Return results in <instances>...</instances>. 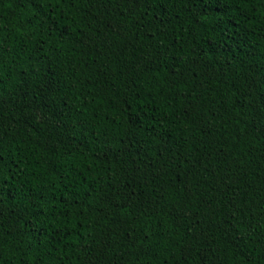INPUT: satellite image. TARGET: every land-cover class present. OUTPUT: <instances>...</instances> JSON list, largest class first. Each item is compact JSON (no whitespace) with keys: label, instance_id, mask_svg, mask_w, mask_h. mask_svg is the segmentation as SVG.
I'll use <instances>...</instances> for the list:
<instances>
[{"label":"trees","instance_id":"obj_1","mask_svg":"<svg viewBox=\"0 0 264 264\" xmlns=\"http://www.w3.org/2000/svg\"><path fill=\"white\" fill-rule=\"evenodd\" d=\"M0 264H264V0H0Z\"/></svg>","mask_w":264,"mask_h":264}]
</instances>
